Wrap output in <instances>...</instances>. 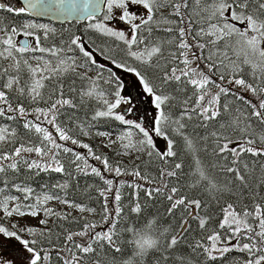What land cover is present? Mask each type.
Returning a JSON list of instances; mask_svg holds the SVG:
<instances>
[{"label":"snow or ice","instance_id":"6c2138e0","mask_svg":"<svg viewBox=\"0 0 264 264\" xmlns=\"http://www.w3.org/2000/svg\"><path fill=\"white\" fill-rule=\"evenodd\" d=\"M0 12L84 22L77 34L0 16V264H264V0H23ZM42 174L62 179L35 184ZM90 176L104 185L83 189L99 210L67 198Z\"/></svg>","mask_w":264,"mask_h":264},{"label":"trees","instance_id":"16d2710c","mask_svg":"<svg viewBox=\"0 0 264 264\" xmlns=\"http://www.w3.org/2000/svg\"><path fill=\"white\" fill-rule=\"evenodd\" d=\"M0 16L4 17L5 20H6V23H9V24H11L13 22H16V23L25 22V21H27L28 18H32L29 15L13 16V14H9V13H6V12H0ZM52 26L57 28L58 30H60L62 28L63 29H70L71 31H74L77 34H79L83 30L84 23H79V24H74L73 22L66 23V24H53L52 23ZM65 35H67V33ZM101 130H104V129H101ZM82 139L86 143H91L93 145L94 149H97L95 147V145H94L93 139H90L89 141L86 140V139H88L86 137H82ZM80 151H86V150L80 149ZM99 151H101V150H99ZM103 153L108 155L111 161L119 162L120 164H122V165H124V166H126L128 168H132L136 164H139V165H141V167H143V161L146 159V157H143V158H141V159H139L137 161L126 163V162L122 161L121 159H118V158L114 157V153H106V152H103ZM90 163L94 164L97 167H100L101 171L103 172V167H102V165L99 164V162L90 161ZM149 170H151V169H149ZM42 176H44V180L41 181V180L37 179L35 181V184L45 183V182H47V183H55L56 180L62 179L59 176V174H51V177L46 176L45 174H42ZM105 176L107 178H109V179L114 178L111 173H105ZM117 179L131 181L133 179V177H131V176H122V177H119ZM73 183L75 185V182H73ZM35 184H34V186H35ZM88 184H93V185H96V186H99V187H103L104 186L103 182L98 177H95V176L80 177L79 178V188L73 187V188L69 189V195H68L67 198L69 200H74L77 203H85V204H87L89 206L96 207L99 210L102 198L98 197V193H96L95 188H93L90 192L85 193L83 191V189ZM124 191L127 193L130 190L129 189H125ZM89 196H91L92 198L89 199ZM109 207L110 208L112 207L111 199L109 201ZM71 215L73 217H77V218H79L81 216V215H73V214H71ZM88 219L89 220H93V219H98V217L91 216ZM83 222H84L83 220H80L79 223H70V222H65V221H61L60 223H63L66 228H69L70 230L75 231V230H77L80 227V225L83 224ZM49 226H51V221H50V225ZM54 264H59V262L54 261Z\"/></svg>","mask_w":264,"mask_h":264},{"label":"rangeland","instance_id":"374dc122","mask_svg":"<svg viewBox=\"0 0 264 264\" xmlns=\"http://www.w3.org/2000/svg\"><path fill=\"white\" fill-rule=\"evenodd\" d=\"M0 2H4V3H7V4H10L13 7H19L20 6L19 2H17L16 0H0ZM27 20H32L33 22H37V23L49 24L50 26H52V23L47 22V21H43V20H37V19H34V18H28ZM86 140L89 141L90 139L88 138ZM93 142H94L95 147L98 150H101V151L106 152V153H114V151H112L109 148L100 147V139L99 138H93ZM114 157H116L118 159H121L122 161H124L126 163L137 161V160L133 159V156H117L114 153ZM141 158H143V157H141ZM48 206L54 208L57 211L71 212V214H73V215H83V216H85L87 218L91 217L88 213L80 214L75 209L68 208L66 205L61 204L58 201H52V202L49 203ZM0 215H2V213H0ZM15 219L16 218L13 217V218H9V219H7L5 221H2V222L5 224V226H10V223L14 222ZM38 220H39V217L36 218V219L25 217L24 220L21 221V223L22 224L33 225V226H39ZM13 255H15V253H13Z\"/></svg>","mask_w":264,"mask_h":264},{"label":"water","instance_id":"95a60500","mask_svg":"<svg viewBox=\"0 0 264 264\" xmlns=\"http://www.w3.org/2000/svg\"><path fill=\"white\" fill-rule=\"evenodd\" d=\"M16 1L19 2L20 6L23 5V0H16ZM31 17H33L35 19H38V20L47 21V22H50V23H53V24H66V23H70L71 22V21H69V22L57 21V20L52 19L49 16H44V17H34V16H31ZM81 23H84V22H81Z\"/></svg>","mask_w":264,"mask_h":264}]
</instances>
